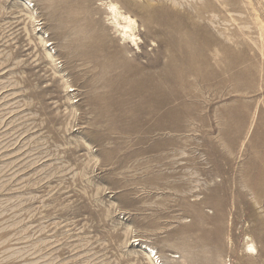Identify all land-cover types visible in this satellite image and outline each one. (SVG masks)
Listing matches in <instances>:
<instances>
[{
    "label": "rangeland",
    "instance_id": "1",
    "mask_svg": "<svg viewBox=\"0 0 264 264\" xmlns=\"http://www.w3.org/2000/svg\"><path fill=\"white\" fill-rule=\"evenodd\" d=\"M263 29L264 0H0V264H264Z\"/></svg>",
    "mask_w": 264,
    "mask_h": 264
},
{
    "label": "bare ground",
    "instance_id": "2",
    "mask_svg": "<svg viewBox=\"0 0 264 264\" xmlns=\"http://www.w3.org/2000/svg\"><path fill=\"white\" fill-rule=\"evenodd\" d=\"M112 2V1H111ZM109 3V2H108ZM250 3V2H249ZM110 6H108V7H110V9H111V11H112V15L114 16V19H115V22H116V24L118 25V26H120L122 29H123V31H124V35L126 36V37H129V38H131V39H133V40H135L134 38H135V35H134V31L135 30H137L136 28H137V22H136V20L135 19H133L130 15H125V14H123V11L120 9V6H118L117 4H116V2L114 3V2H112V3H110L109 4ZM251 5V4H250ZM122 8V7H121ZM111 13V12H110ZM127 13V12H126ZM257 14V13H256ZM255 18H257V16L255 17ZM112 19H113V17H112ZM120 19H122L123 21H124V24H122L121 22H120ZM258 20V19H257ZM122 21V22H123ZM260 23V22H259ZM262 23V22H261ZM260 23V24H261ZM115 24V25H116ZM261 26V25H260ZM262 27V26H261ZM262 29V28H261ZM118 30H120V29H118ZM264 30V29H263ZM135 34H136V32H135ZM138 36V35H137ZM125 37V38H126ZM123 38V37H122ZM130 40V39H129ZM132 43V42H131ZM135 47V46H134ZM140 48V47H139ZM132 52V51H131ZM130 52V53H131ZM136 52V51H135ZM125 54H127V53H125ZM128 55V54H127ZM126 55V56H127ZM130 55H133V54H130ZM125 57V56H124ZM128 57V56H127ZM131 58V57H130ZM54 61V60H53ZM249 249H251L252 251H255V246H254V244H250L249 246H248V250ZM251 252V251H250ZM148 259H149V261H150V263L151 264H160L159 263V260H157L158 259V257H156V255H157V251H155L153 248H150L149 250H148ZM156 258V259H155ZM162 263V262H161Z\"/></svg>",
    "mask_w": 264,
    "mask_h": 264
}]
</instances>
